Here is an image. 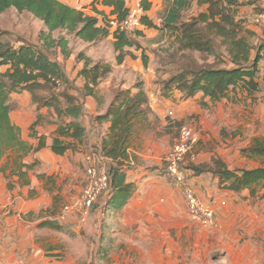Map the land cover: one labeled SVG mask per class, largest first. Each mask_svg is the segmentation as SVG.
Segmentation results:
<instances>
[{
    "label": "crops",
    "instance_id": "obj_1",
    "mask_svg": "<svg viewBox=\"0 0 264 264\" xmlns=\"http://www.w3.org/2000/svg\"><path fill=\"white\" fill-rule=\"evenodd\" d=\"M58 1L71 8L83 11L89 16H96L100 21L102 18L100 15H95L93 12L94 8L102 12L106 17H110L112 11V8L102 5L103 0ZM169 1L150 0V8L147 12H144V15L156 27H160L161 19L169 6ZM238 1L248 2L249 0ZM257 1L264 9V0ZM140 2L141 0H126L127 10ZM202 8L203 6L198 7L195 1L191 5L192 11L190 14L196 15ZM244 9L245 12L243 11ZM10 10L17 12L15 9ZM194 10H197V12L195 13ZM8 11L0 14V31H8L9 21L6 16ZM239 12L240 16L242 15L241 17L246 19L251 14L249 6L240 8ZM246 26L251 31H254L260 40L264 41V30L259 28H264V22L261 25L247 24ZM42 30L45 31V28ZM139 31V36L132 37L139 47L124 48L130 55L125 57L120 64L115 62L117 53L113 47L114 39L112 36L108 35L104 39L97 41L99 44V60L92 58L93 63L99 61L107 63L111 67V72L98 86L99 95H103L99 110L96 108L95 97L89 96L83 100L82 114L78 119L60 117L53 108L39 107L33 102L32 95L27 91L9 94L7 105L10 108V124L18 142L23 143L27 150L18 152L17 146H15L13 149L5 150L0 156V264H63L59 257L55 255L60 249L56 245V231L43 227L42 224L47 222L61 224L64 222L66 217L62 221L59 218L57 219L58 213H61L62 210L59 207L56 210V201L59 202L58 205L61 204L63 206L66 202L70 204L75 197L69 198L72 191L71 180L68 182V186L64 185L62 187L61 191L55 189L52 185L56 180L55 175L58 174L57 172L60 171L62 173L61 176H63L68 173V170H73L70 161L75 162L80 159L83 161L81 148L97 146L104 138L108 137L110 122L99 120L98 124L93 119L95 116L104 115L111 103L113 99V91L111 90L112 88H117L116 85L112 84L114 80L116 82L121 79L129 82L134 81V78H139L145 86L144 90L149 100L151 115L155 119L156 117L162 119L164 113L170 109L174 110V114L171 111V116H175L177 119L190 116L193 112H202L199 109L194 111V103H188L190 102L188 99L183 100L181 98L182 94L175 89L169 92L159 91L156 93L147 91L150 83L156 78L154 70L151 69L154 60L150 56L151 49L163 48L165 50L170 48L172 50L175 38L171 34L143 25ZM57 32L59 31H54L52 36L54 37ZM65 38L67 39V36ZM78 41L80 43L78 47L84 50L74 49L67 58H64L61 52L58 51L56 58L53 60L59 63L67 82L69 81L74 83L76 87L82 88L85 85V80L79 76V73L84 67V60H76V56L83 54L90 57L89 54L91 55V51H94L98 44L96 45V42L85 43ZM71 46V43H68L69 49H71ZM142 55L148 58L146 67L143 66ZM259 67L261 75L264 76V61L260 62ZM8 69L9 66H1L0 73H5ZM70 94L77 96L75 90H71ZM197 98L199 99L198 96ZM202 103H207L206 106H212V102L207 98L203 99ZM215 104L217 105L216 110L222 109V106L225 105L226 107L230 106L219 119H227L226 130L230 131V139L236 142L238 146H243L242 150L244 152H240L243 159L247 161L251 158L253 161V164L249 167L237 169H258L264 167L261 164L264 156L250 155L246 152L247 149L255 145L256 141L264 142V92L250 94L241 86H236L227 91L226 96ZM10 105H12L13 109H11ZM72 121L77 122L84 129V135L81 139L83 147L80 146V151H78V141L58 133L59 128L65 127ZM217 122L219 123V121ZM198 123L202 124L201 120ZM152 125L153 123L147 125V127L150 128ZM137 126L144 127L142 125ZM160 128L165 129L162 126ZM243 134L248 136L244 142H242V139L245 138ZM55 140H59L64 144L74 145L76 150L69 149L63 155H57L51 150ZM166 151L160 146L159 141L149 133L137 127L134 128L126 150V156L124 160L120 159V161L123 163L125 183L133 184L135 190L121 209H112L113 212H119V220L111 222V228L117 229L115 232H117L118 240L123 237L118 232L136 226L143 233H152L155 232L154 229L156 228H164L165 223L169 229L175 227V224L181 218L192 224L181 192L169 186L164 178L163 159ZM213 160L210 161L211 166L213 165ZM219 160L222 161L221 159ZM222 162L224 163V161ZM227 168L236 170V168L233 169L230 166H227ZM161 171L162 175L160 174ZM73 178L76 180L75 183H77L79 175L74 170ZM189 183L196 197L215 213L217 217L216 228L223 226L228 216H230L229 214L233 208L232 198L236 200H238V197L248 196L249 199L251 198L249 190H243L239 194L240 196L237 197V194L225 189L224 185H220L219 178L212 173L192 174V176H189ZM253 189L256 196L264 193V189L260 191V186L253 187ZM112 193L110 187L103 197L109 199ZM64 194L66 196H63ZM52 217H56V220L53 221ZM77 224L79 223L77 222ZM195 224L201 229L211 230L210 228L201 227L197 223ZM147 237L150 239L152 235L149 234ZM126 240L128 241V238Z\"/></svg>",
    "mask_w": 264,
    "mask_h": 264
},
{
    "label": "trees",
    "instance_id": "obj_2",
    "mask_svg": "<svg viewBox=\"0 0 264 264\" xmlns=\"http://www.w3.org/2000/svg\"><path fill=\"white\" fill-rule=\"evenodd\" d=\"M169 1V0H168ZM197 3L203 6L192 15L191 5ZM144 12L150 8V0H141ZM102 5L112 8L110 17H106L96 8L93 12L101 16H89L83 11L71 8L58 0H0V14L10 9L18 13H28L35 19L43 22L45 31L39 35V47L23 40L17 47L9 42L0 41V67L9 66L5 73H0V156L5 150L17 146L18 152H25L27 147L19 143L10 124L7 105L10 93L27 91L32 100L39 107L53 108L58 116L78 119L82 114L85 97H95L99 83L111 72V67L103 62H91L83 54H78L76 60H84V67L79 76L85 80L82 89L75 90L77 96L71 95V87H67L61 95L52 94L48 98H38L36 93L51 87L49 77L65 80L59 63L51 56L60 51L64 58L71 54L65 36L53 38L54 31H65L85 43H93L111 35L114 39L113 47L117 56L116 63L120 64L130 55L124 50L126 47L138 46L132 39L140 35L135 30L129 35L110 30L109 20H123L128 14L126 0H103ZM250 7L251 14H262L264 9L257 0L239 2L238 0H171L161 19L160 27H156L147 16H142L141 25L158 29L171 34L174 39L173 49L156 50L161 58L157 62L155 74L157 83L163 85L162 91L178 90L186 99L197 94L202 99H209L215 103L226 96V92L236 86H241L250 94L260 93L264 90V77L259 67L264 59V41L257 37L254 31L247 28L246 18L238 16L243 7ZM218 47H224L226 59L222 60L216 53ZM153 53V52H152ZM193 53L201 56L200 60L193 57ZM52 54V55H51ZM213 55L209 63L207 56ZM143 66L146 67L148 58L142 55ZM171 69L166 71L165 69ZM169 67V68H168ZM160 74L162 76H160ZM169 74L168 79L163 76ZM68 83V82H67ZM136 86L137 92L125 89H116L113 99L102 116H95L93 121L110 122L109 135L98 145V156L105 159V168L112 190L109 205L113 210L121 209L134 192L133 184L125 183L123 163L126 150L134 128L140 125H150L151 109L146 91L141 85ZM72 86V85H70ZM61 99V100H60ZM64 105V106H63ZM59 135L71 137L81 144L84 129L75 121L58 130ZM42 146V145H40ZM39 146V147H40ZM76 150V146L64 144L55 140L51 150L57 155H63L68 150ZM250 155L264 156V142L256 141L255 145L246 150ZM195 175L212 173L219 178L220 185L240 194L249 190L253 199H264V193L256 197L253 187L264 188V167L258 169L229 170L219 159L213 160L212 166L192 167ZM108 189V190H109ZM104 193L99 197L102 199ZM54 223V222H53ZM52 222L43 223V227L59 230Z\"/></svg>",
    "mask_w": 264,
    "mask_h": 264
},
{
    "label": "rangeland",
    "instance_id": "obj_3",
    "mask_svg": "<svg viewBox=\"0 0 264 264\" xmlns=\"http://www.w3.org/2000/svg\"><path fill=\"white\" fill-rule=\"evenodd\" d=\"M243 11L245 12V9ZM194 12L196 13L197 10H194ZM6 16L9 21L8 31H0V41L9 42L12 46L19 45V41L21 40L37 47L41 45L38 38L42 29L45 28L43 22L41 23L26 12L17 13L14 10H9ZM238 16H240V12ZM259 28L264 30V28ZM59 32L55 34L58 37L54 36L53 38L58 39L61 35H65L67 36L68 43L72 45L71 51L74 49L84 50L78 47L80 43L75 35L60 30ZM95 44L97 45L98 42L96 41ZM156 50L164 49H151V53H153H150V56L154 59L151 69L154 72L155 68L158 67L157 62L161 59L158 58L160 54H156ZM215 54H218L222 60L226 59L224 47H218ZM56 55L51 57L55 59ZM192 55L196 60L201 59V56L197 53H193ZM89 56L85 57L90 59L91 62H93L92 58L99 60V44L94 48V51H91V55L89 54ZM213 57V55L207 56V61L211 63ZM165 68L163 67L162 69ZM171 69L165 70L169 71ZM160 76L162 75L160 74ZM168 78L169 74H166L164 79ZM64 82L66 83V88L71 87V90L80 91L82 89L69 81L67 83L64 80ZM140 83L142 82L139 78H134V81L129 82L121 79L116 82L114 80L112 84L116 85L118 89L126 88L125 90L135 93L137 92L136 86L140 85ZM141 85L145 88L143 84ZM162 86L157 83L156 76L155 80L150 83L147 91L156 93L162 91ZM117 88H112V90L110 88V90L114 92ZM96 90L98 91L95 94L94 100L96 108L99 110L103 95H99V87ZM62 93L64 91L57 92L51 85V87L48 86L39 90L36 94L38 98H48L52 94L59 96ZM181 98L185 100L183 94ZM188 100H190L188 103H194V111L199 109L202 112L198 111L196 112L197 114L193 112L190 116L177 119L175 116L169 115L170 111H173L174 114V110L170 109L164 113L162 119H158V117L155 119L151 115L153 125L150 128L147 125L136 127L142 129V131H146L153 138L157 139L160 146L167 150V154L174 145L180 129L183 126H191L196 134L197 142L184 160V166L189 170V176L195 174L191 169L192 167L211 166L210 161L214 158L221 159L227 166L233 169L246 168L252 165L253 161L251 158L245 161L240 154V152H244L242 150L243 146H238L236 142L230 139V131L226 130L227 119H219L230 106L226 107L225 105L222 106V109L218 110L215 109L217 108L215 104L217 102L212 103V106H206L207 103H202L201 94L188 98ZM10 106L13 109L12 105ZM218 111L219 113H217ZM199 120H201L202 124L198 123ZM161 126L165 129H161ZM158 128H160L159 131H157ZM243 135L245 138L242 139V142L248 138L247 135ZM80 146H82V143L78 145V151H80ZM81 149L83 161L81 159L75 162L70 161L73 170L79 175L77 183H75L76 180L73 178L72 169L68 170V173L63 176H61L62 173L60 171L55 175L56 180L52 187L61 191L62 187L64 185L68 186V182L71 180L72 191L69 198L75 197L70 204L66 202L63 206L61 204L58 205L59 202L56 201V210H58L57 207L62 210L64 206L72 205L86 187V163L84 162V157L86 155L98 156V147L94 145ZM261 164L264 165V160ZM160 174L162 175V171ZM262 189L264 188H260V191ZM63 196H66V194ZM238 196L240 195L238 194ZM262 201L263 199H249L248 196L238 197V200L232 198L231 203L233 208L229 214L230 216H228L223 226L210 228L211 230L201 229L193 221L190 220L192 224H189L188 221L181 218L175 224V227L169 229L165 223V229L156 228L154 229L155 232L152 233H143L137 226L125 229L118 232L123 235L118 240L116 236L117 232H115L117 229L111 228V222L119 220V212L112 211L109 199L103 197L99 200L98 198L85 217L74 211H70L63 214L66 220L61 224L52 222L59 227V230H55V236L56 245L60 249L55 255L59 257V260L63 264H264V201ZM58 214L62 215L61 213ZM55 218L52 217L51 219L54 221ZM149 234L152 235L150 239L147 237ZM127 238L128 241L126 240Z\"/></svg>",
    "mask_w": 264,
    "mask_h": 264
},
{
    "label": "built area",
    "instance_id": "obj_4",
    "mask_svg": "<svg viewBox=\"0 0 264 264\" xmlns=\"http://www.w3.org/2000/svg\"><path fill=\"white\" fill-rule=\"evenodd\" d=\"M142 16H144V11L140 3H138L128 10L125 19L118 21L111 18L109 20L110 30L129 35L135 30L142 28ZM247 19V24H262L264 22L262 14H252ZM49 80L55 91H65L66 83L63 80L54 76L49 77ZM169 115H172L171 111ZM196 142L197 137L193 128L191 126H183L174 145L164 157V178L169 186L181 192L190 219L201 227L214 228L217 226V217L205 203L196 197L189 183V170L184 166V160ZM84 162L86 163V187L72 205L62 208V215H59L57 219H64L63 214L70 211L85 217L98 198L109 189L110 182L104 164L105 159L101 156L86 155Z\"/></svg>",
    "mask_w": 264,
    "mask_h": 264
}]
</instances>
